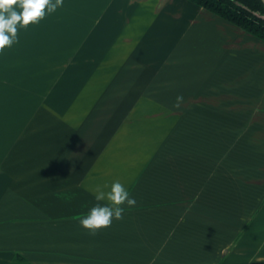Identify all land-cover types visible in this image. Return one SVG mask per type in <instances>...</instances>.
Returning a JSON list of instances; mask_svg holds the SVG:
<instances>
[{
    "label": "crops",
    "instance_id": "crops-1",
    "mask_svg": "<svg viewBox=\"0 0 264 264\" xmlns=\"http://www.w3.org/2000/svg\"><path fill=\"white\" fill-rule=\"evenodd\" d=\"M116 181L137 203L92 235ZM260 198L264 41L185 0H64L0 53V264L264 263Z\"/></svg>",
    "mask_w": 264,
    "mask_h": 264
},
{
    "label": "clouds",
    "instance_id": "clouds-1",
    "mask_svg": "<svg viewBox=\"0 0 264 264\" xmlns=\"http://www.w3.org/2000/svg\"><path fill=\"white\" fill-rule=\"evenodd\" d=\"M64 0H0V53L18 42V31L30 25L38 24L46 15L63 7ZM184 102L183 95L175 98L174 107L179 108ZM107 192L97 187L95 200L107 201L105 205L97 203L89 212L79 219L80 225L95 235L98 231L111 227L113 219L122 220L125 207L136 205L135 198L119 181L113 182Z\"/></svg>",
    "mask_w": 264,
    "mask_h": 264
},
{
    "label": "trees",
    "instance_id": "trees-1",
    "mask_svg": "<svg viewBox=\"0 0 264 264\" xmlns=\"http://www.w3.org/2000/svg\"><path fill=\"white\" fill-rule=\"evenodd\" d=\"M204 8L246 33L264 41V3L262 0H185ZM11 264H30L17 256ZM250 264H264L253 262Z\"/></svg>",
    "mask_w": 264,
    "mask_h": 264
},
{
    "label": "rangeland",
    "instance_id": "rangeland-1",
    "mask_svg": "<svg viewBox=\"0 0 264 264\" xmlns=\"http://www.w3.org/2000/svg\"><path fill=\"white\" fill-rule=\"evenodd\" d=\"M247 166H249V165H247ZM238 167V172L240 171V170H243V164L242 165H238L237 166ZM259 168H260V166L259 165H253V170H252V172H253V175H254V177L259 173ZM258 171V172H257ZM242 172V171H241ZM239 176H241V174L239 175ZM254 182H256V181H254ZM256 200H257V198H255ZM264 201V198H260L259 199V204H261V202H263Z\"/></svg>",
    "mask_w": 264,
    "mask_h": 264
},
{
    "label": "water",
    "instance_id": "water-1",
    "mask_svg": "<svg viewBox=\"0 0 264 264\" xmlns=\"http://www.w3.org/2000/svg\"><path fill=\"white\" fill-rule=\"evenodd\" d=\"M263 1V3H264V0H262Z\"/></svg>",
    "mask_w": 264,
    "mask_h": 264
}]
</instances>
